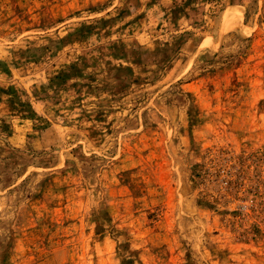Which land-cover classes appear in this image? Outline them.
<instances>
[{
	"label": "rangeland",
	"instance_id": "obj_1",
	"mask_svg": "<svg viewBox=\"0 0 264 264\" xmlns=\"http://www.w3.org/2000/svg\"><path fill=\"white\" fill-rule=\"evenodd\" d=\"M0 264H264V0H0Z\"/></svg>",
	"mask_w": 264,
	"mask_h": 264
}]
</instances>
